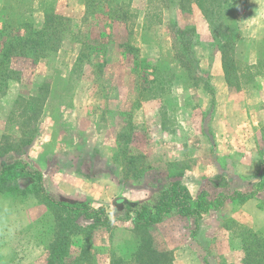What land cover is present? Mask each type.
Masks as SVG:
<instances>
[{"label": "rangeland", "instance_id": "obj_1", "mask_svg": "<svg viewBox=\"0 0 264 264\" xmlns=\"http://www.w3.org/2000/svg\"><path fill=\"white\" fill-rule=\"evenodd\" d=\"M79 1L84 8L80 25L75 23L77 15L71 21L58 14L68 6L61 0H0V43L1 32L5 39L18 33L24 35L23 23L33 29L42 28L43 11L62 17L54 25L58 40L51 47L55 50L37 61L28 52L13 58L10 67L14 71L8 84L22 80L21 86L8 94L7 90L1 93L0 86V168L20 161L29 171L40 173L45 186L48 178L69 169L89 180L103 176L112 169V160L119 173L133 178L145 167L141 150L153 149L155 145L138 132L133 120L169 119L167 125L173 127L174 119H187L188 115L193 119L221 115L256 119V108L264 119V105L256 107L250 102L255 92L264 89V78L254 77L252 66L247 64L248 57L255 61L263 50L264 1L246 2L244 9L235 10L239 40L232 39L224 46L230 50L225 57V69L230 91L228 108L232 112L215 101L210 89L208 54L225 43V36L213 41L211 33L208 47L202 46L201 33H197L193 22L196 6L185 0ZM221 25L225 27L224 23ZM224 31L222 28L220 33ZM259 78L260 82L255 81ZM33 97L35 100L31 101ZM147 102L142 113L141 106ZM34 133L31 144L17 147ZM258 137L263 146L264 126ZM5 146L12 150L4 153ZM259 151L262 169L245 191L255 195L264 194V147ZM236 160L234 153L230 166ZM177 170L171 167L170 176ZM24 179L13 178L7 183L27 188L34 182ZM160 179L163 177L154 176L149 183H162ZM173 183L175 180L169 185ZM162 190L156 186L150 204L155 203ZM202 192L215 203L234 195L225 187L222 177L205 182ZM233 201L239 204L238 200ZM259 202L264 209V196ZM74 203L87 205L83 201ZM130 209H126L127 216L123 211L118 219L130 220ZM47 214L30 193L0 195V264L46 263L47 252L38 234L45 229L42 223ZM227 226L240 238L241 248V239L252 230L235 221ZM98 227L103 226L98 224L95 229ZM106 228L111 237L107 249L120 255L129 252L133 226L120 222ZM195 228V223L172 216L151 228L150 234L158 249L171 251L180 244L198 243ZM95 229L90 253L91 261L96 262L104 254L99 243L105 242L107 236L99 232L101 228ZM257 232L264 234V230ZM222 239L234 240L228 235ZM74 241V245L80 243ZM217 243L214 237L208 252L197 251L200 263L231 264L235 254L222 250Z\"/></svg>", "mask_w": 264, "mask_h": 264}, {"label": "crops", "instance_id": "obj_2", "mask_svg": "<svg viewBox=\"0 0 264 264\" xmlns=\"http://www.w3.org/2000/svg\"><path fill=\"white\" fill-rule=\"evenodd\" d=\"M252 1L260 3L264 0H246L247 4ZM62 2L68 6L63 13L58 14L70 18L71 21L77 15L75 23L80 25L84 11L80 1L61 0ZM193 13V22L197 33H201L202 46L208 47L210 34L207 23L201 17L198 9L193 10ZM73 45L79 47L77 44ZM208 55L211 61L209 74L213 97L222 107H227L228 112H232L228 108L231 106L229 103L230 91L222 67L221 52L218 49ZM255 61L248 57L247 64L252 66ZM258 80L260 82V78L255 79V81ZM21 81L10 82L7 94L9 90L19 88ZM262 94L264 95V89L258 90L250 102L256 107H262L264 105ZM148 104L149 102L143 103L142 113L145 112V106ZM255 118L230 119L227 115H221L215 116L213 119H193V116L188 115L187 119H174L173 127L167 125L169 119H153V123L150 122V119L133 120L132 123L137 127L138 132L145 134L144 137L147 140L151 139L155 144L153 149L141 150L145 159V167L139 178H129L123 172L119 173L117 165L111 160L109 168L112 169L103 176L89 180L69 169V171H63L56 176H51L50 179L48 178L47 185L45 184L44 187L58 200L83 201L92 208H104L107 218L113 226L120 222L133 226L131 220L121 221L118 219L119 214L125 211L127 216V208L134 209L135 206L150 203L152 201L151 192L155 191L156 186L166 189L171 180H175L177 184L185 188L193 199L201 193L205 182L220 177L225 181V187L231 192H245L256 181L255 177L262 169L259 150L264 145L261 146V142L259 143L258 135L264 126V119H261L257 108ZM234 153L237 154V160L230 166V156ZM160 164L164 166L159 168ZM171 167L178 168L174 176H170ZM154 176L163 177L160 179L162 183L156 182L150 185L149 179ZM259 193L242 204L228 199L222 207L208 211L197 220L189 218L190 223L196 224L195 232L197 231L198 243L195 245H191L190 242L180 244L179 247L171 250L173 264H202L199 262L197 251L208 252L210 244L214 243V237L219 241L217 245L223 247L222 250L235 254H233L235 259L229 261L231 264H242L243 252L240 248V238L238 236L236 238L227 224L235 221L246 225L254 232L263 230L264 209L259 206V199L264 194ZM131 209L128 211V215L132 219L134 213ZM174 217L179 218L178 216ZM100 228L99 232L105 233L107 238L105 242L99 243L105 252L103 251L104 254L100 255L101 258L96 260V264H109L112 249L108 250L107 248L111 245V237L105 227H98L95 231ZM224 235L232 237L234 239L231 240L232 243L227 239L224 242L222 239ZM130 239H133V236H130ZM227 256L231 257L229 254Z\"/></svg>", "mask_w": 264, "mask_h": 264}, {"label": "trees", "instance_id": "obj_3", "mask_svg": "<svg viewBox=\"0 0 264 264\" xmlns=\"http://www.w3.org/2000/svg\"><path fill=\"white\" fill-rule=\"evenodd\" d=\"M108 3L112 0H106ZM197 7L202 17L209 25V34L212 40L219 36H225V43L219 47L222 55V67L227 78L225 69V57L229 54V49L224 46L231 43V40L238 39V21L235 10H242L246 7V0H185ZM181 6L182 3H179ZM44 24L40 29H33L26 23L24 35L14 34L6 37L2 36L0 43V86L1 93L6 92L8 81L11 80L13 71L10 62L13 58L30 53L37 61L50 51H54L52 44L57 39V26L55 22L62 20V17L52 11H43ZM221 23L225 24L222 27ZM225 28V33H220ZM218 30V32L216 31ZM226 34V35H225ZM58 40V39H57ZM260 55L257 57L251 70L254 77L264 78V45ZM253 77V76H251ZM35 100L33 97L31 101ZM34 134L17 147L31 144ZM12 150L10 147L3 148V152ZM142 172L132 175L139 178ZM23 177L33 179L34 182L27 188L8 184V180ZM24 179V180H25ZM264 191V188L262 189ZM32 194L38 203L44 206L48 212L44 216L43 226L45 229L38 234L39 241L46 249L45 264H95L91 261L90 243L95 227L100 224L109 227L112 224L107 218L104 208H92L88 204L71 203L56 200L51 197L42 182L41 174L31 172L27 166L20 161H15L0 168V195L11 196V194ZM256 193L234 192V195L227 197L219 203L208 200L206 193H200L195 199L191 198L186 189L177 183L170 184L162 190L154 204L144 203L134 207L131 211L134 216L130 217L133 228L130 230L134 234L130 251H124L122 255L111 252L109 264H173L172 251L160 250L156 247L150 229L160 224L167 218L178 216L180 219H199L210 210H217L222 207L226 200H238L239 204L254 197ZM235 197V198H234ZM130 211V210H129ZM90 222L86 225L80 223ZM264 230V229H263ZM262 230V231H263ZM80 243L74 245V240ZM243 252V264H264V234L248 231L246 237L241 239Z\"/></svg>", "mask_w": 264, "mask_h": 264}]
</instances>
